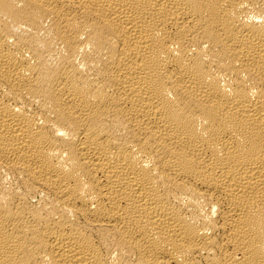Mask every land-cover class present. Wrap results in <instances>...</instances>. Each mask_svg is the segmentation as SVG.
<instances>
[{
    "label": "bare ground",
    "instance_id": "1",
    "mask_svg": "<svg viewBox=\"0 0 264 264\" xmlns=\"http://www.w3.org/2000/svg\"><path fill=\"white\" fill-rule=\"evenodd\" d=\"M0 264H264V0H0Z\"/></svg>",
    "mask_w": 264,
    "mask_h": 264
}]
</instances>
